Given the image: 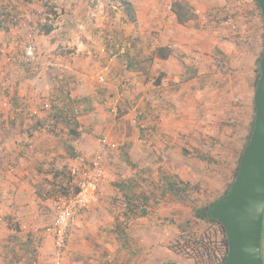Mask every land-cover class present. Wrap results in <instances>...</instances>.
Segmentation results:
<instances>
[{"label": "crops", "instance_id": "crops-1", "mask_svg": "<svg viewBox=\"0 0 264 264\" xmlns=\"http://www.w3.org/2000/svg\"><path fill=\"white\" fill-rule=\"evenodd\" d=\"M2 1L5 0H0L1 7ZM142 1L135 19L143 23V27L135 31V36L138 40L144 39L139 45L144 61L136 65L134 72L124 74L120 59L112 61L105 85L96 78V73H88L76 63L56 73L47 71L52 76L40 72V76L27 79L19 69L8 64L1 70L0 264H53L54 240L44 230L53 224L56 203L65 196L63 188L69 187L70 168L80 165V157L91 158L104 136L121 148L110 152L104 161L106 176L100 186L105 199L93 201L77 219L62 264H109L110 256L115 261L126 259L128 264H151L157 258L143 249L138 253L141 257L137 258L134 256L137 251L119 252L120 236L128 227L123 216L125 210L131 213L135 208L134 194H129L125 204L121 198H113L118 174L123 172L122 153L127 156L123 157L128 164L135 163L134 157L139 153L126 144L141 134L137 114L143 113L146 124L154 126L152 117L155 116L143 97L156 94L162 101L160 117L164 128L153 140L158 149H168L169 153L181 144L182 141L177 142L181 134L188 133L191 144V137L203 124L211 122L210 118L216 114L214 110H217L218 120L226 116V106H221L219 112L213 100L220 91L226 90L224 80L235 66L231 49H226V45L221 51L214 35L196 30L189 22L179 24L173 12L166 18L169 6L163 5L161 0ZM189 1L200 12L209 6L222 5L223 0L219 3L216 0ZM15 2L11 1L12 6H16ZM101 18L108 20L102 13L96 14L95 20ZM159 48L168 49L166 59L157 57ZM157 70L163 73V79L153 82ZM48 101L52 103L48 109H53L47 113L50 122L41 125L39 118L48 110L42 109ZM116 105L118 114L110 112ZM69 109L72 113L74 109L79 111L76 134L68 125V118H64L70 115L71 111H66ZM58 113L61 117L56 122L54 116ZM46 126L52 127L48 130L50 133L45 132ZM179 151L175 149V153ZM140 153L142 157L149 156L144 158L147 162L152 160L149 151ZM114 228L118 229V234L111 232ZM132 236L130 234L131 239ZM94 260L98 263H93Z\"/></svg>", "mask_w": 264, "mask_h": 264}, {"label": "rangeland", "instance_id": "rangeland-1", "mask_svg": "<svg viewBox=\"0 0 264 264\" xmlns=\"http://www.w3.org/2000/svg\"><path fill=\"white\" fill-rule=\"evenodd\" d=\"M11 1H2V7L0 3V15L3 14L0 16V78L3 73L1 70L7 64L15 70L19 69L27 79L40 76V72L52 76L47 71L56 73L65 66L76 63L88 73H96V78L99 77L98 80L105 84L112 68L110 62L120 59V69L125 74L136 71V65L144 61L139 52V45L144 43V39L140 37L138 40L135 36V31L143 27V23L129 22L125 4L127 1L131 2L136 12L138 6H143L142 0H16V6H12L14 4ZM175 1L161 0L163 5L169 6L170 13L165 14L166 18L172 15ZM177 1L193 8L195 18L189 24H193L196 30L214 35L221 51L226 45V49H231L235 67L231 69L230 75L225 74L223 88L226 90L220 91L213 100L218 105L215 108H219V112L221 106H226L227 114L224 118L220 116L218 120L217 110H214L216 114L210 118L211 122L203 124L196 135L192 134L191 144L189 134L182 135L178 131L181 136L179 135L177 142H182L167 153L168 149H158L154 145L157 142L153 140L154 135L164 128V121L160 117L162 101L156 94L143 97L144 103L155 116L152 117L154 126H148L147 118H143V113L139 112L136 121L141 134L138 133L135 140L126 142L131 149L139 152L134 157L135 163L128 164L123 157L124 152L121 156L123 172L118 174L113 198H121L125 204L129 194H134L135 208L131 213L125 210L123 218L128 222V227L123 230L124 235L120 236L119 252L137 251L134 255L137 258L141 257L138 253L143 249L157 257L151 264H213L220 261L224 253L220 241L221 229L216 224L198 220L194 210L214 204L229 192L235 181L236 168L254 128V95L257 70L264 50V23L261 10L254 0H221L222 5L209 6L200 12L189 0ZM219 1L216 0L217 3ZM226 4H230L235 13V32L223 19ZM202 12L205 14H201ZM99 13L108 20H95ZM50 28L52 32L47 34ZM29 43L34 45L39 62L44 63V66L27 68L20 63V56ZM106 53L108 56L104 55ZM47 63H52L53 67L47 66ZM62 74L66 76L65 72ZM162 75L157 70L153 82L161 81ZM117 106L110 112L115 110L114 114H118ZM52 111L53 109H48L39 112V115L42 114L39 118L42 123L48 122L47 113ZM49 129L52 127L46 126L45 132L50 133ZM141 137L148 139L147 144L140 141ZM104 139L108 140L105 136L101 137L100 143ZM112 144L114 148L105 154V158L110 152L121 149L113 141ZM175 149L180 151L175 153ZM146 151L150 152V162L144 160L146 156L149 158L148 155L141 156L140 152ZM152 151L154 152L151 153ZM82 158L84 157L79 159ZM172 182L179 183V188L186 190L185 193L176 195L169 190ZM102 192L99 184L92 202L105 199ZM143 192L148 196L145 197ZM117 230L114 228L111 232L118 234ZM130 234L133 235L132 239ZM201 237L210 244L209 251L205 252L201 248L202 253L196 254L191 247L180 249L184 241ZM87 248L89 250L90 246ZM262 251L264 253V240ZM109 260V264H128L126 259L115 261L110 256ZM93 263L98 261L94 260Z\"/></svg>", "mask_w": 264, "mask_h": 264}, {"label": "water", "instance_id": "water-1", "mask_svg": "<svg viewBox=\"0 0 264 264\" xmlns=\"http://www.w3.org/2000/svg\"><path fill=\"white\" fill-rule=\"evenodd\" d=\"M264 23V0H255ZM254 95L255 120L229 192L212 205L211 217L225 229L223 264H264V50Z\"/></svg>", "mask_w": 264, "mask_h": 264}, {"label": "built area", "instance_id": "built-area-1", "mask_svg": "<svg viewBox=\"0 0 264 264\" xmlns=\"http://www.w3.org/2000/svg\"><path fill=\"white\" fill-rule=\"evenodd\" d=\"M224 12L223 19H225L230 29L235 32L237 30V23L234 17L235 13L232 11L230 4L225 5ZM19 61L27 68L32 66L36 67L37 65L44 66V63L39 62L36 49L32 43L26 46ZM47 66L53 67V64L47 63ZM51 104V101H48V103L43 105L42 109L45 110L50 108ZM113 111L116 113L115 110ZM35 114L38 113L35 111ZM141 128L143 127L141 126ZM147 140L146 137H141L140 141H142L143 144H147ZM113 146L114 145H111L108 140L104 139L91 159H79L81 161H78L80 165L70 168L69 172L72 179L70 193L56 203L54 222L44 230V232L51 235L54 240L55 264H62V259L65 255L64 250L68 244L69 236L71 235L76 221L94 199V192L105 176V154L114 148ZM37 235L39 236L38 232Z\"/></svg>", "mask_w": 264, "mask_h": 264}, {"label": "trees", "instance_id": "trees-1", "mask_svg": "<svg viewBox=\"0 0 264 264\" xmlns=\"http://www.w3.org/2000/svg\"><path fill=\"white\" fill-rule=\"evenodd\" d=\"M125 4H126V11L128 13L127 17H128L129 22H135L136 21L135 12L133 10L132 4L129 1L125 2ZM256 5L258 6L257 3H256ZM173 13H174L175 19H177L178 23L181 25H185L186 23L194 20V18H195V12H194L193 8L189 4L184 3L182 1H177L173 4ZM8 14H10V13H8ZM51 32H52V29L50 28L49 30H47L46 33L49 34ZM156 55L159 58L166 59L169 55V51L166 48H159L156 52ZM262 55H263V53H262ZM257 72H258V77L256 80V87H257V83L259 81V77L261 74L260 68L257 70ZM74 110L75 111H73V113H72V110H70V109L66 110L67 112L71 111V113L69 112L70 115H66L64 118H68V125L73 128L72 130L76 134L77 133L76 129L78 127L76 115H77V113H79V111H78V109H77L78 112L76 111V109H74ZM71 114H73V115H71ZM59 117H61L59 113L54 116V119H56V122L60 121V120H58ZM39 124L43 125L42 122H40ZM240 161H241V159H240ZM240 161H239V164H238L236 171H235V177H237L238 172H239ZM68 178H69L68 179L69 180L68 181L69 187L67 186V187L63 188V191H62L63 195H68L70 193V190H71L72 179L70 177V173H69ZM186 185H188V184H186ZM179 186H180L179 183L177 184V183L172 182V183H170L169 190H172L173 193H175L176 195H178L179 193H183V192L185 193L186 190L185 191L182 190L181 188H179ZM212 205H207V206H203L201 208L195 209L194 213H195V216L198 220L203 221L205 223L216 224L220 227L221 233H222L220 241H221V247L223 248L224 253H223V257L220 258V261L213 263V264H223L226 260L227 255H228V250H227L228 239H227V234H226L224 227L218 221L214 220L211 217ZM189 240L184 241L182 243V245L180 246V249H184L185 247H191L192 250H194L196 252V254L202 253L201 248L205 252L210 250V246H209L210 244L205 242L202 239V237L200 239L198 238V239H189Z\"/></svg>", "mask_w": 264, "mask_h": 264}]
</instances>
